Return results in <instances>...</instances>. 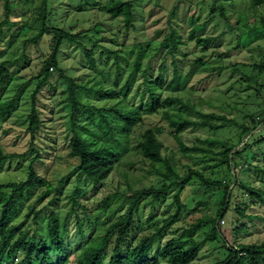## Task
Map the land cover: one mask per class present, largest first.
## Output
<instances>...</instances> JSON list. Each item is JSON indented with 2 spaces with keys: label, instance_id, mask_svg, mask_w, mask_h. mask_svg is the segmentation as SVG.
Wrapping results in <instances>:
<instances>
[{
  "label": "rangeland",
  "instance_id": "1",
  "mask_svg": "<svg viewBox=\"0 0 264 264\" xmlns=\"http://www.w3.org/2000/svg\"><path fill=\"white\" fill-rule=\"evenodd\" d=\"M11 1V20L2 26L7 18L6 0H0V64L6 60L11 61L6 83L0 82V101L17 100L15 113L0 128V148L4 154H24L31 147L28 117L32 110L31 96L35 90V77L43 68L44 59L52 53L54 44L53 31L49 36L45 34L38 43L31 41L44 31L40 8L46 1V27L65 28L74 34L87 32L86 38L83 39L84 43L89 47L94 46V41L99 44L96 49L94 48L95 58L100 61L99 64L107 61L105 55L100 57L102 51L106 52L105 48L123 49L122 55L128 57V63L122 62L127 68L121 86L132 73L138 53L141 50L146 52L141 63L142 70L136 76L132 92L125 102L127 108L143 106V125L136 128L130 136L126 143L129 152L110 177L102 183H94L80 174L77 171L80 160L70 156L73 137L70 120V83L61 77L59 69H51L50 81L37 100L43 125L36 137L34 148L40 152L41 157L36 163V170L47 179L56 192L38 198L40 191L31 202L29 208L36 209V214L28 219L33 235L44 234L52 212L57 213L62 223L67 222L71 245L84 246L96 236L103 234L105 228L122 216L127 209L122 208L121 199L113 200L109 213L103 214L100 223L94 226L95 217L101 213L103 201L108 196L126 192L129 184L140 186L137 181H143L146 186L156 183V176L150 172V162L144 160L136 148L138 137L144 130L163 127L164 132L159 135L164 146L163 155L171 160L180 175L186 176L192 168L213 180L223 182L224 185L230 184L233 195L231 207L218 224L228 245L237 247L239 244L264 243V204L257 198L247 195V192L238 185L235 186V180L227 177L226 168L220 166V156L206 153L185 155L181 152L171 135L169 121L163 110L153 114L145 113L149 93L144 94L149 81L162 76L165 82L159 89L162 100L180 98L187 106L180 110L175 106L171 110V116L202 121L199 114L203 113L207 120H213L218 124L222 121L209 117L217 115L236 122L232 127L217 133L209 128L190 127L180 135L187 146L200 145L207 139H229L238 143L242 133L240 126L247 125L251 128L255 126L251 124L249 116L255 115L257 123L259 117L263 119L261 114L264 113V3L255 8L252 6L253 0H121L130 1L136 6L137 28L130 30L126 36L124 18L113 19V16L95 9L107 5L111 0ZM198 26H201L198 37L211 40L207 47H198L196 41L190 40L192 31ZM169 36H175L177 41L182 39L183 44L173 49V42L167 40ZM148 40L150 44L146 43ZM140 43L142 46L139 51ZM23 56L27 58L21 60ZM59 60L61 69L78 85L88 84L90 88L95 85L92 79L98 73L82 47L64 43L60 49ZM114 60L115 57L111 56L106 64L107 72L112 74L115 72ZM199 60L203 62L202 65L198 63ZM189 74L190 79L185 81ZM177 76L182 78L180 85L172 89L169 85ZM242 79L246 81L241 83ZM104 81L105 84L113 85L112 82L108 83L106 78ZM91 102L98 106L103 105L96 100L94 94L91 96ZM263 138L264 125L259 123L257 130L245 138L243 144L237 148L242 150V146L247 142L252 146L242 155L238 162L242 166L236 173L239 185L251 187L264 197V146L260 148L257 144ZM34 156L36 152H30L25 158L7 161L0 167V186H4L2 191H12L9 186L11 183L26 178L30 160ZM72 198L83 207L78 206L77 214L73 212ZM224 198L225 186L207 188L201 185L200 181L194 180L182 195L187 210L166 232L162 243L155 245V250L172 239L188 235L187 230L197 220L205 216L216 218ZM200 203L203 205L198 207ZM114 209H118L116 214L111 213ZM176 209L172 194H169L164 204L158 205L155 209L145 201L136 216L127 241L124 242V249L135 245L144 236L154 233L155 227H161L163 221L173 215ZM238 209L253 219L241 217ZM152 213L155 215L154 219L149 221ZM238 219L248 225L249 231L236 240L234 232L241 227V224L237 223ZM79 224L82 226L83 234L78 227ZM211 233V227H206L193 238L198 242H204ZM115 241L113 238L103 264L110 260ZM224 245L222 237L219 242L205 243L199 258L193 264H218L226 253V250L221 248Z\"/></svg>",
  "mask_w": 264,
  "mask_h": 264
},
{
  "label": "trees",
  "instance_id": "2",
  "mask_svg": "<svg viewBox=\"0 0 264 264\" xmlns=\"http://www.w3.org/2000/svg\"><path fill=\"white\" fill-rule=\"evenodd\" d=\"M46 1V0H45ZM264 3V0H253V7H258ZM12 1L6 0V21L2 23L6 25L11 20ZM47 1L40 8L41 21L44 24V31H41L31 41L38 43L46 34L51 35L53 31V51L44 59V66L35 77V90L32 94V110L28 117V132L31 134L32 141L30 150L24 154H4L0 148V167L7 161L14 159H23L30 152H36V156L31 158L28 166V174L26 178L20 182L11 183L9 186L12 191L4 192V186H0V264H103V259L107 254L111 241L115 238L114 251L107 264H193L198 258L201 248L207 242H219L223 239L226 250L223 254L224 259L218 264H264V243H252L248 245L239 244L237 247H231L219 230V221L223 220L231 207V199L233 197L230 184L224 185L209 178L200 171L190 168L187 175H180L169 158L163 155L164 146L159 139V135L164 132L163 127L147 128L138 137L137 152L142 155L144 160L150 162V172L156 176L154 185L146 186L143 181H137L140 186L129 184L126 192H118L108 196L101 206V213L95 217L94 226L100 223L101 216L108 214L113 200L121 199L122 208H127L124 214L116 221H113L104 233L96 236L88 244L71 245L69 241V231L67 222L62 223L56 212H52L48 218L47 229L44 234L37 236L31 233L32 227L28 224L31 215L36 214L35 207L29 208L34 197L41 191L38 196L40 198L44 194H53L56 189L48 183L47 179L38 174L36 163L41 159L40 152L34 148L35 140L39 134L43 120L38 109V96L48 84L51 78V69H59L61 77L67 79L69 86V101L71 103V153L72 158L80 160L77 171L86 176L88 180L94 183L105 182L115 171L117 165L122 161L123 157L129 152V146L126 145L130 136L135 129L143 125L142 108H127L126 100L132 92L135 78L141 72L142 59L145 57L143 50L140 51L142 44L140 43L139 53L134 63L132 73L121 86V81L127 67L128 57L122 55L121 50L105 48L100 57L106 56V63L99 64L95 58V49L99 44L94 41V46L89 47L84 43L86 33L74 34L65 28L49 29L45 25L47 19ZM101 13L113 16V19L124 18L126 36L132 29H136V6L130 1L111 0L107 5L95 8ZM86 11V10H85ZM174 14V11H173ZM201 26L195 28L190 40L196 41L198 47H207L211 40L198 37V31ZM89 32V31H88ZM181 39V38H179ZM167 40L173 42V49H177L183 44L182 39L176 40L175 36L167 37ZM73 43L82 47L86 52L90 63L98 73L92 81L95 83L93 87L88 84H77L74 79L68 77L64 70L61 69L59 60L60 49L63 44ZM117 43V42H116ZM150 44V40L146 41ZM168 43H166L167 45ZM169 45V44H168ZM95 48V49H94ZM111 56L115 57L113 65L115 72L109 73L106 70V64ZM25 60L27 56H23ZM102 62V59H101ZM201 65L203 62L198 61ZM10 60H6L0 64V82L5 84L10 74ZM189 74L185 81L189 80ZM106 78L108 83L105 84ZM181 76H177L169 85L175 89L180 85ZM246 80H241L244 83ZM165 84L164 78L160 76L154 81H149L147 91L149 93L148 102L146 103L145 113L153 114L158 110H163L164 116L169 121L171 135L176 140L179 149L185 155L191 153L214 154L221 157L220 166L227 170V177L235 180V186L247 192V195L257 198L264 204V197L255 189L239 185L236 170L240 168L238 163L243 154H245L252 146L247 142L242 146V150L237 148L243 144L245 138L249 137L255 130L257 124L264 125V113L261 114L263 119L259 117L258 123L256 116H249L253 128L247 125H241L242 133L239 136V142L234 143L231 140L207 139L202 141L200 145L194 147L187 146L181 139L180 135L186 129L198 126L209 128L212 132H220L236 124L234 120L227 117H218L212 115L209 118L221 120L222 123H215L213 120H207L206 115L200 113L202 121H193L189 118H176L171 116V110L177 106L178 110L187 107L180 98H167L162 100L159 89ZM94 94L98 102H102V106L95 105L91 102V96ZM260 92H258V95ZM16 99L0 101V128L6 124L16 111ZM258 146H264V138L257 142ZM200 181L204 187H223L225 186V198L218 209L217 217L212 218L205 216L197 220L187 230L188 235H182L172 239L164 244L160 249L155 250L156 244H161L166 232L175 225L187 210V204L183 201L182 195L190 184L194 181ZM233 182V181H232ZM234 188V187H233ZM169 194H172L173 203L177 209L173 215L163 221L162 226H156L155 232L144 236L135 245H130L124 249V242L127 241L131 228L134 225L137 214L140 212L141 205L148 201L155 209L158 205L166 202ZM39 201V199H38ZM74 202L73 212L78 213V206L83 208L81 204L72 198ZM203 204H198L201 207ZM30 210V211H28ZM118 209H114L111 213L116 214ZM239 215L243 218L253 217L238 209ZM154 213L150 216L149 221L154 219ZM24 217V219H22ZM79 218V217H78ZM37 217L35 218L36 222ZM34 222V223H35ZM241 224L240 228L235 230L234 237L236 240L243 234L248 233V225L241 219L237 220ZM83 234L82 226L79 224ZM211 227L212 233L204 242L196 241L193 236L203 228ZM245 256V257H244ZM247 256V257H246ZM75 257V258H74ZM74 258V260H73Z\"/></svg>",
  "mask_w": 264,
  "mask_h": 264
}]
</instances>
